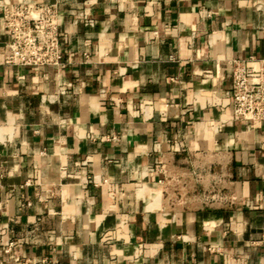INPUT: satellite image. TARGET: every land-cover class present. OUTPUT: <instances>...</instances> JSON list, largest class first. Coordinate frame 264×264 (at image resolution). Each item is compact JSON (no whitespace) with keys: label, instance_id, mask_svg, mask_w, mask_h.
<instances>
[{"label":"crops","instance_id":"1","mask_svg":"<svg viewBox=\"0 0 264 264\" xmlns=\"http://www.w3.org/2000/svg\"><path fill=\"white\" fill-rule=\"evenodd\" d=\"M26 1L63 66L0 64V264H261L264 121L226 61L264 57V0Z\"/></svg>","mask_w":264,"mask_h":264},{"label":"built area","instance_id":"2","mask_svg":"<svg viewBox=\"0 0 264 264\" xmlns=\"http://www.w3.org/2000/svg\"><path fill=\"white\" fill-rule=\"evenodd\" d=\"M0 14L5 37L0 49V64L58 69L63 66L59 10L55 4L0 0ZM84 56L87 57L86 52ZM226 63L230 76L226 93L231 99L232 118L248 125L264 121V57L230 58Z\"/></svg>","mask_w":264,"mask_h":264}]
</instances>
